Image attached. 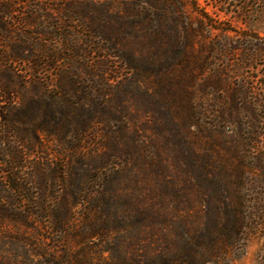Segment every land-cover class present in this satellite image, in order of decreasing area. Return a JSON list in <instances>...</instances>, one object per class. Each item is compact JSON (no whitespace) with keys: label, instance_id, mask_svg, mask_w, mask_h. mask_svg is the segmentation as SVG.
Returning <instances> with one entry per match:
<instances>
[{"label":"trees","instance_id":"16d2710c","mask_svg":"<svg viewBox=\"0 0 264 264\" xmlns=\"http://www.w3.org/2000/svg\"><path fill=\"white\" fill-rule=\"evenodd\" d=\"M12 11L0 4V40L10 33L3 18ZM90 11L98 22L89 27L91 62L84 66L89 82L83 84L75 69L61 71L55 78L64 93L57 100L71 94L70 106L51 102L28 122L12 117L24 78L11 64L30 59L0 56V140L8 146L10 131L15 129L27 132L34 141L37 132L58 141L73 134L74 163L58 187L68 191L73 208L81 210L72 231L70 214L66 218L53 210L52 215L56 231L68 234L66 239H72L79 251L57 259L44 256L42 263H227L220 254L243 240L245 210L254 207L264 212L260 134L249 135L246 161L243 137L225 136L217 129L221 121L241 124L232 115L239 109L238 96L223 99L219 112L209 103L207 91L229 88V84L202 82L214 68L198 46L200 31L183 0H118ZM78 54L75 48L73 57ZM246 106L243 103L240 109ZM208 116L214 118L211 123L205 121ZM39 118L54 127L34 128ZM68 124L74 128H66ZM8 149L0 156H8ZM5 173L8 168L1 175ZM3 177L0 194L6 183ZM210 188L214 191H204ZM171 204L170 217L163 209ZM172 221L183 225L182 233L173 239L161 230ZM150 226L158 233L151 240L142 236ZM134 227L138 237L119 239L123 229ZM23 261L20 264H26ZM0 264L16 263L0 258Z\"/></svg>","mask_w":264,"mask_h":264},{"label":"rangeland","instance_id":"374dc122","mask_svg":"<svg viewBox=\"0 0 264 264\" xmlns=\"http://www.w3.org/2000/svg\"><path fill=\"white\" fill-rule=\"evenodd\" d=\"M110 1L118 2V0H0V4L9 5L13 10L10 15L3 18L9 26L10 33L7 39L0 40V56L30 59L11 64L13 69L22 72L24 78L23 90L13 103L15 109L12 117L16 115L28 122L40 109L45 111L44 106L51 102L58 105L62 102L65 108L67 104L70 106L73 100V98L69 100L71 94L57 100L64 93L57 88L55 78L61 71L70 73L75 69L83 84L89 82V71L84 67L90 66L91 62L87 54L88 44L93 43L89 39L91 35L89 27L95 26L98 22L90 10L94 7L101 9L107 7ZM183 1L192 22L200 31L198 46L202 48L205 57L209 56L208 64L210 63L215 71H219L217 73L212 69L201 79L202 82L226 81L229 84V88L207 91L211 95L209 103L219 107L216 109L219 112L223 99L236 94L238 96L239 109L232 115L238 116L241 124L230 125L221 121L217 129L229 137L240 134L245 147L244 158L249 161L246 143L250 134L258 132L260 134L258 151L264 148L263 0ZM110 15L113 13L110 12ZM75 48L79 50L77 58L73 57ZM60 55L67 59L63 60L62 57L57 59ZM51 58L54 61H51ZM69 58L72 60L70 63L67 61ZM38 80L43 84L37 86L35 82ZM1 81L3 79L1 80L0 76V83ZM243 103L247 105L245 110L240 109ZM213 120L211 116L205 119L210 123ZM46 124L39 118L33 126L54 127L53 124ZM66 128L73 129L74 126L68 124ZM35 137L37 141H34L27 132L23 133L22 130L17 132L15 129L10 131L8 146L0 140L1 154L9 147L8 156H0V176H4L6 182L3 183L4 190L2 189L0 194V258H10L16 264H20L22 259L26 264H43L44 256L49 258L53 255L57 259L79 251V246L74 244L72 239H66L68 234L56 231L55 218L52 215L53 210L60 211V216L65 215L66 218L67 214H70L68 226L72 231L74 221L80 212L78 210H81L80 206L77 209L73 208L74 201L68 195V191L63 192L58 187L60 178H65L74 163L71 151L74 143L73 134L72 132L67 134L62 141L48 137L42 132H37ZM86 142L91 143L89 136L86 137ZM7 168L8 173L1 175ZM10 168H13V171H10ZM66 188L71 190L70 186ZM204 191L211 192L214 188ZM172 207V204L169 205L168 209H163V213L171 217L174 210ZM152 213L154 214L153 211L149 212L151 215ZM245 216L247 228L242 236L243 240L239 245L226 246L220 254L219 258L227 262L225 264H264V212L253 207L245 210ZM182 226L179 222L172 221L162 226L161 230L173 239L182 233ZM144 230L146 231L142 236L150 240L155 239V234H158L152 231L151 226ZM138 236L136 227L131 230L123 229L119 233L121 241Z\"/></svg>","mask_w":264,"mask_h":264}]
</instances>
